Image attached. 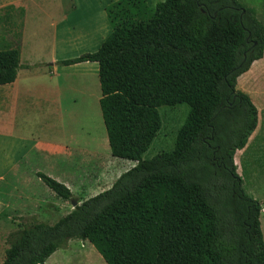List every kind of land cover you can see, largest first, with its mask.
I'll return each mask as SVG.
<instances>
[{
  "label": "trees",
  "instance_id": "16d2710c",
  "mask_svg": "<svg viewBox=\"0 0 264 264\" xmlns=\"http://www.w3.org/2000/svg\"><path fill=\"white\" fill-rule=\"evenodd\" d=\"M110 33L94 52L57 61L98 63V104L112 157L133 160L113 184L52 224L20 216L0 264H44L70 240L88 241L106 264H264L262 203L234 161L258 111L236 88L263 55L264 24L238 0H116ZM21 67L0 48V85ZM186 104L172 150L143 159L161 129L160 106ZM37 178L63 200L62 182Z\"/></svg>",
  "mask_w": 264,
  "mask_h": 264
},
{
  "label": "crops",
  "instance_id": "0c3cea01",
  "mask_svg": "<svg viewBox=\"0 0 264 264\" xmlns=\"http://www.w3.org/2000/svg\"><path fill=\"white\" fill-rule=\"evenodd\" d=\"M113 1L116 0H0V14L6 20L0 28V48L19 49L21 64L15 80L0 85V263L9 248L6 236L17 228V220L13 217L38 215L45 209L57 207V201L53 204L42 199L41 194L31 188L32 184L40 185L36 172L41 171V165L62 167V174L59 175L47 168L42 171L64 183L76 199L78 197L77 203L109 188L122 173L121 167L114 168L118 159L105 152L103 135L97 144L103 148L105 162L99 164L102 169L98 177L93 180L87 178L85 185L79 186L83 195L79 196L68 179V175L73 178L68 168L74 164L73 141L68 144L66 130L64 144L51 141V135H46L56 129L61 110L64 118V106L68 100L66 78L75 77L83 83H93L95 91L91 86L90 91L85 90V93L89 100L94 97L99 101L101 91L97 62L59 65L57 61L99 48L111 31L105 7ZM242 4L252 9L264 24V9L255 0ZM73 53H77L76 56H71ZM98 86L99 91L94 94ZM236 88L250 97L258 111L255 130L245 147L235 152L244 163L250 151L256 148L264 151V50L262 57L253 61L249 69L238 76ZM43 193L52 196L50 191ZM61 204L65 214L73 209L70 201H62ZM262 212L263 207L260 216Z\"/></svg>",
  "mask_w": 264,
  "mask_h": 264
},
{
  "label": "rangeland",
  "instance_id": "374dc122",
  "mask_svg": "<svg viewBox=\"0 0 264 264\" xmlns=\"http://www.w3.org/2000/svg\"><path fill=\"white\" fill-rule=\"evenodd\" d=\"M161 0H146L147 4L153 8L157 2ZM241 3H247L248 0H238ZM257 4L264 9V0H255ZM6 23V20L3 15L0 14V28ZM73 53L71 56H76ZM88 74V73H87ZM87 74H84L87 76ZM83 74L78 76L84 77ZM89 75V74H88ZM94 82V79H93ZM78 78H66L65 85V94L68 100L64 106V118L62 117V110L57 118V127L56 129L46 133L47 136H50L51 141H55L59 144H64L63 135H65L64 130H66V135L68 138V144L73 141L72 146L74 147V164L69 168L72 172L73 178L68 175V179L71 180L73 191L79 195H82V188L80 185H85L87 178L94 179L98 177L99 171L102 169L100 165H103L105 162V156L102 155L103 148L98 146L97 142L100 137L104 135L106 140V153L110 156V150L107 143L106 131L103 124V120L100 113V108L98 101L92 98L89 100V97L85 93V90H89L92 86L95 91L93 83H83ZM99 86L96 88L98 93ZM158 112L161 117V129L153 140L149 148L143 153V159L152 158L154 155L161 151L172 150L174 146V141L176 133L179 127L183 124L187 112L188 106L186 104H178L175 106H160ZM72 139V140H71ZM256 147V146H255ZM94 148L96 150H94ZM105 148V147H104ZM77 149V150H76ZM247 151V150H246ZM251 154L246 156L244 163L242 162L243 158L239 157V154L235 155V164L237 170L242 178V185L245 191L252 197L253 194L258 196L264 208V151L256 148L253 151H250ZM263 153V155H262ZM86 155H89V158H85ZM118 159L117 164L114 165L115 170L121 167V171L124 172L126 168H130L134 165L133 160L129 159ZM100 164V165H99ZM133 164V165H132ZM40 172H43L45 168L51 170L53 174H62V167L60 166H46L41 165ZM113 172V169H112ZM44 173V172H43ZM48 175V174H47ZM34 177H36L34 175ZM39 184H32L31 188L41 194L42 199L51 201L53 204L57 201V207L50 209H45L42 212L33 215H26V217H32L39 222H45L52 224L58 220L61 216L65 215V209L62 207L63 200L58 197L54 192L48 189L41 181ZM84 188V187H83ZM43 191H50L52 196H47ZM253 193V194H252ZM257 198V197H254ZM82 200V199H81ZM78 201V197H77ZM71 204V203H70ZM13 219V218H12ZM261 222V231L264 240V212L260 216ZM65 256H68L67 258ZM47 264H106L100 254L96 249L88 242L81 241L78 239L70 240L68 246L65 248H59L56 250L48 260Z\"/></svg>",
  "mask_w": 264,
  "mask_h": 264
},
{
  "label": "water",
  "instance_id": "95a60500",
  "mask_svg": "<svg viewBox=\"0 0 264 264\" xmlns=\"http://www.w3.org/2000/svg\"><path fill=\"white\" fill-rule=\"evenodd\" d=\"M70 203H71V205H72L73 208L78 204L77 203V199L70 200Z\"/></svg>",
  "mask_w": 264,
  "mask_h": 264
}]
</instances>
